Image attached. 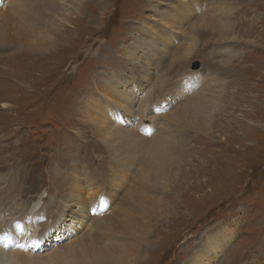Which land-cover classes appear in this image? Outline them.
Instances as JSON below:
<instances>
[{
	"label": "rangeland",
	"instance_id": "obj_1",
	"mask_svg": "<svg viewBox=\"0 0 264 264\" xmlns=\"http://www.w3.org/2000/svg\"><path fill=\"white\" fill-rule=\"evenodd\" d=\"M58 1L52 14L47 0H0V18L9 20L0 25L7 27L12 43L0 48V210H6L0 229L7 228L3 224L10 216L28 213L37 202L50 211L56 194L51 168L67 172L88 157L97 141L91 128L81 126L84 120L76 107L88 94L97 96L112 78L128 81L134 102H146L152 95L147 106L152 111L158 103L159 113L150 114L158 123L167 120L173 127L180 120L171 117L184 111V123L176 127L184 125L183 131L175 129L173 138L181 154L173 155L178 160L175 171L150 179L144 178L148 170L143 157L128 168L113 200L104 198L98 208L87 207L88 218L57 248L55 221L38 231L27 252L4 256L0 264L67 262L83 247H104L108 233L100 228L102 221L117 220L125 206L140 211L136 203L145 207L151 198L161 203L147 210L152 233L139 236L127 227L117 234L124 248L133 251V264H264V0H222L228 14L222 21L231 24L227 34L215 26L224 11L210 8L212 0ZM30 17L41 20L42 36L18 46L14 37H22L14 35L24 29L18 22ZM203 19L213 27H200L197 37L192 24ZM191 35L196 38L193 51L171 67L182 45L191 44ZM25 55H32L34 62ZM159 80L169 86H163L165 97L157 102ZM204 86H209L211 102L201 113L186 109ZM177 87L182 93H173ZM139 107L132 103L130 109ZM113 122L134 129L118 118ZM99 156L92 158L93 166L105 162V155ZM193 182L200 185L197 190ZM53 210L59 211L56 206ZM48 219L40 222L41 228L55 220ZM5 233L0 247L11 250L18 235L14 229Z\"/></svg>",
	"mask_w": 264,
	"mask_h": 264
},
{
	"label": "bare ground",
	"instance_id": "obj_2",
	"mask_svg": "<svg viewBox=\"0 0 264 264\" xmlns=\"http://www.w3.org/2000/svg\"><path fill=\"white\" fill-rule=\"evenodd\" d=\"M212 1L213 2L211 4L209 3L210 8L214 6L216 13H220L221 11H224L217 16L218 22L215 21L216 28L219 31H223V32L230 30L229 28L231 27V24L222 21L228 19L227 10L224 8L223 5H221L223 4L222 0H212ZM58 2H59L58 0H47L46 7L47 9H49L50 13L55 14V11H57L59 5ZM41 6L39 8H41ZM22 20L23 21L21 22L18 21L17 22L19 25L23 26L24 29L21 32H19L17 35H14L16 37L18 36L22 37L21 39H17L14 37V39L18 41L17 43H19L17 45L20 46L21 45L20 43L26 41L27 39L35 40V41L40 40L39 38L42 36L41 33L42 29L39 27V23L41 20L36 19L37 20L36 21L33 20L31 17L29 19H25V20L22 19ZM8 21L9 20L6 17L0 18V22H8ZM211 26L213 27V23L210 22L206 23L204 19L201 21L196 20L192 24V29L195 30L196 33L195 35L198 37L199 36L198 32L200 31L199 30L200 27H202V29H205ZM6 30H8L7 27L4 26V28H2V26L0 25L1 49H4L8 47V45L12 44L9 43L10 38L9 35L7 37ZM146 32L148 34H151L152 32L151 26H148L146 28ZM59 33H61V31H59ZM224 34H227V32H224ZM192 35L195 36L194 31ZM192 35L190 38L191 39L190 42L192 46H190L191 45L190 44L189 45L190 47L186 46L185 48L182 45L180 53L177 54L176 59L174 60L173 63H171L170 65L171 67L174 63L178 64L181 62V60L187 58V56H189L190 53L193 51L192 48L193 45L194 46L196 45L195 44L196 38L195 37L193 38ZM46 44H48V42H46ZM34 46L32 45L31 49L35 48ZM36 46L38 48V45ZM44 47L45 46L42 47L40 46L39 48L42 49ZM135 47L140 48V45H135ZM27 50L30 49L28 48ZM129 54L132 57H134L132 55V52H129ZM30 56L33 57L32 55H29V57ZM29 57L25 55V58L31 60V62L33 63L34 62L33 59ZM146 72H148V70L145 71V73ZM165 73H167V71ZM21 78L24 81L26 80L25 76ZM120 80H121L120 77H116V79L112 78V81H107L105 85L101 87L100 90L96 91L97 96H95L94 93H92L91 95L88 94L86 97H84V100L82 99L78 107H76L78 108L77 110L80 114L81 119L84 120L83 121L84 123H82L81 126L87 127L88 130H90L89 128H91V130L93 131L92 134H94L97 137V141L94 140L95 143L94 144L92 143V145H94L93 147L94 150L91 148L92 152L89 151L88 157L85 156L83 158L78 159L77 162L74 163V165L71 166L67 172L64 171L61 172L59 171V169L51 168L50 173L51 176L53 177L51 181V188L53 190H56V192H54L56 194L51 196L50 204L48 206L50 207V211L45 212V208L39 207V202H37L32 206L29 212L27 211L28 213L26 214L21 212V214H17V216L15 215L13 217L10 216L11 218L7 220H5L6 217H4L5 222L3 226L4 227L7 226V228L5 230L1 228L0 235L2 234V236L6 238L8 234L5 232L14 229L18 237L16 236L17 240L15 238L16 241L14 240L13 243L10 245V248H12L11 250L9 249L5 250L4 248L0 247V259H3L4 256L10 258L15 254H19V253L24 254V252H27L18 248L17 245L22 244L26 248H28L29 247L28 243L33 240V238L38 234V231L47 230L45 228L51 227V224L55 221L56 224L52 227V231L56 232L55 244L53 245L54 246L53 249L57 248V245L59 243L63 242L65 239H68L73 234V232L77 230V228L86 220V218H88L87 209H86L87 207L98 208L99 206L98 203L102 202L104 198L107 203L110 200H113L114 194L116 195L119 192V190L121 189V184L123 186L124 183L123 181H126V175H127L126 172H128V168L137 166L139 162H142L143 157L144 160L147 158L146 168L144 169H147L148 171L145 173L144 176L145 179L147 177L150 179L149 177L150 175L165 176V174L175 171L174 170L175 164L178 160L174 158L173 155L178 156L181 154V152L178 151L179 150L178 145H175V140H173V138H175L174 131L175 129L178 132L183 131L182 128L184 127V125H182L181 128H176V127L184 123V119H185L184 111L182 110L183 112L179 111L175 113V111L173 110L175 114L172 117L171 116L170 117L173 119L180 120L173 127L167 124L168 123L167 120L164 121L163 123H158L157 117H155L154 115L153 116L150 115V114L159 113L158 111H155V109L157 110L158 108V103L156 104V106L152 111H150V108L147 106L149 103H151L153 96L151 95L148 97V95H146L145 97H148V101L146 102H145L146 99H144V102L142 103H140L142 101L141 99L139 100V102L137 101L134 102L135 100L133 98V91H132L134 90V88L129 87L130 84L128 83V81L122 83H116L119 82ZM158 84L159 85L158 87H156L155 93L159 96V100L157 102H160L161 99L165 97L163 93L165 90H162V88L163 86L167 88L169 86V83H167V81L165 80H163L162 82H160L159 80ZM182 91L183 89H178L177 87L173 93L180 94L182 93ZM208 92H210L209 86L208 87L204 86V88L200 93L196 92L194 94V97L186 105L185 108L191 111L197 110L199 113L203 112L204 110L203 106H206L207 103H210L212 100V96L207 95ZM168 97H169V93L167 94V98L163 103H167ZM132 103H136L138 104V106L141 107H139L138 110L133 111L130 109ZM3 105L5 106V104ZM172 112L170 113L172 114ZM115 118H118V120L122 121V123L124 122L123 124L125 123L134 124L133 126L134 129L133 130L130 129L131 130L130 131L119 127L117 123L114 124L113 122ZM147 121H148L147 124L148 126L145 125ZM158 125H160V129H158ZM146 136H148L149 138H147ZM77 137H79L78 134ZM151 137L154 139L152 140ZM149 140L151 141L150 144H149ZM177 143L178 142H176V144ZM83 149H88V147H84ZM95 152H98V154H94ZM100 154L105 155L104 156L105 162L103 164L98 163L99 165L97 164L96 166H93L91 163L92 158H96ZM80 160H82L83 162ZM191 185L193 186L195 185L194 186L195 189L200 187V185L194 182L191 183ZM61 187L63 188L62 190L59 189ZM104 188H106V191L101 192ZM141 190H146V189L142 187ZM137 194L131 195L133 201L137 196ZM166 197H168V195H166ZM167 202H168V198H167ZM136 204L139 206L140 211H135L134 209H137L135 206L134 209L129 206H125V208L123 209V213L121 214V217H118L117 220L116 219L111 220L112 218L109 219L110 218L109 217L108 218L109 220L105 219L102 221V226L99 225L100 228H102L103 233L104 230H106L108 233L107 238L105 237L106 241L104 247L103 246H100V248L83 247L81 248L80 252H77L75 255L73 254L71 256L70 261L56 262L54 261V259H52L47 264H79L81 260H82L81 264H99V263L100 264H133V259H132V256L134 255L133 251L131 249L124 248V245L122 244V242L119 241L117 234H119L120 232L128 231L127 227H132L139 236H145L151 234L152 232L149 221L150 218L148 217L149 214L147 213V210H153L155 204L161 205L160 202H156V200H154L153 198H151V200L147 205H145V207H143V202ZM53 206H56V210L59 211L55 212L53 210ZM163 206L165 207V204H163ZM5 211L6 210L3 209L0 210V218H2ZM46 218H49L48 220L50 221L52 219L55 220L51 221L49 225H44L41 228L40 222H43V220L45 221ZM97 218L99 219L100 217ZM91 224L89 225L91 226ZM92 229L94 228L92 227ZM3 230L5 231L4 233ZM19 232H21V234H19ZM86 234H88V232ZM16 243L18 244L16 245ZM14 245H16V247L13 248ZM70 248L72 249V247ZM91 249L96 250V252ZM43 255L44 254H42V256ZM49 256H51V252ZM27 257L29 258L30 254Z\"/></svg>",
	"mask_w": 264,
	"mask_h": 264
},
{
	"label": "snow or ice",
	"instance_id": "obj_3",
	"mask_svg": "<svg viewBox=\"0 0 264 264\" xmlns=\"http://www.w3.org/2000/svg\"><path fill=\"white\" fill-rule=\"evenodd\" d=\"M17 247L20 248L21 250H24V251H27V250H28V249H27L24 245H22V244H18Z\"/></svg>",
	"mask_w": 264,
	"mask_h": 264
},
{
	"label": "water",
	"instance_id": "obj_4",
	"mask_svg": "<svg viewBox=\"0 0 264 264\" xmlns=\"http://www.w3.org/2000/svg\"><path fill=\"white\" fill-rule=\"evenodd\" d=\"M193 67L194 68H197L198 67V64L197 63L193 64Z\"/></svg>",
	"mask_w": 264,
	"mask_h": 264
}]
</instances>
